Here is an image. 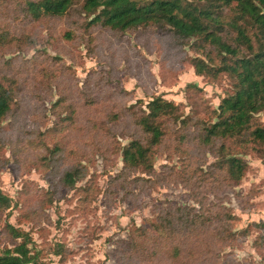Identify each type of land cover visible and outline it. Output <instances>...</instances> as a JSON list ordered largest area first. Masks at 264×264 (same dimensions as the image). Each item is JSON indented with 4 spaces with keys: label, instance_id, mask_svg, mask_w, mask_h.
<instances>
[{
    "label": "rangeland",
    "instance_id": "374dc122",
    "mask_svg": "<svg viewBox=\"0 0 264 264\" xmlns=\"http://www.w3.org/2000/svg\"><path fill=\"white\" fill-rule=\"evenodd\" d=\"M26 2L0 0V83L14 98L0 123V192L11 199L0 207V250L20 243L11 225L46 264H137L135 229L171 228L169 215L179 224L196 213L207 224L199 219L195 262L183 255L178 264H264V143L206 142L237 91L236 77L220 71L235 60L170 27L114 31L80 6L34 19ZM211 26L234 43L227 23ZM157 99L177 109L157 120L164 137L146 172L125 164L124 152L134 141L149 145L137 120ZM252 125L264 127V111ZM232 158L245 166L238 183ZM170 245L164 261H147L174 264Z\"/></svg>",
    "mask_w": 264,
    "mask_h": 264
},
{
    "label": "trees",
    "instance_id": "16d2710c",
    "mask_svg": "<svg viewBox=\"0 0 264 264\" xmlns=\"http://www.w3.org/2000/svg\"><path fill=\"white\" fill-rule=\"evenodd\" d=\"M27 12L34 19L43 17H65L75 6H80L82 14L91 18L92 24H100L114 31L126 32L145 26L170 27L179 37L194 39L202 36L214 45L224 58L235 60L222 70L235 76L238 88L234 95L225 98L219 108L218 121L208 130L206 142L214 138L222 140L248 139L247 143H264V127L252 125L253 115L264 111V0H26ZM229 9L230 16L222 15ZM227 23L234 34V43L224 40L219 31L211 30L212 24L223 28ZM2 39L0 37V43ZM202 61L194 64L198 75H203ZM14 98L3 83H0V123L10 113ZM149 113L137 120L143 131L150 136L148 146L134 141L124 152V162L152 171V147L159 145L164 130L157 122L161 117L173 115L177 107L162 99L148 105ZM230 178L238 183L244 175V164L240 159L229 162ZM64 183L75 185V175L68 172ZM11 199L0 192V207L8 209ZM185 212L179 209L178 212ZM166 223L173 226L142 227L134 230V252L137 264H150L165 255V247L171 246L170 254L174 264L181 262L182 256L195 262L198 235L204 230L198 226L207 219L196 213H186L180 222ZM179 225L178 227H175ZM13 238L20 240L14 248L0 250V264H46L30 248L31 238L27 233L8 225ZM154 228V229H153ZM133 241V240H132ZM208 243V242H207ZM191 256V258H190ZM167 257V256H166ZM136 257H134V262ZM187 261V260H186ZM155 264V262L153 263ZM186 264H191L186 262Z\"/></svg>",
    "mask_w": 264,
    "mask_h": 264
}]
</instances>
